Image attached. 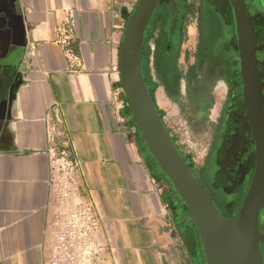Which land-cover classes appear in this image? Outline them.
Masks as SVG:
<instances>
[{
	"label": "crops",
	"instance_id": "obj_1",
	"mask_svg": "<svg viewBox=\"0 0 264 264\" xmlns=\"http://www.w3.org/2000/svg\"><path fill=\"white\" fill-rule=\"evenodd\" d=\"M137 1L0 0V58L17 59L0 118V264H42L48 250L46 127L55 117L101 210L116 264H197L195 232L175 226L176 200L145 154L120 80L119 46ZM68 19L81 64L74 70L57 43ZM154 34L149 84L164 115L178 93L183 101L181 76L192 84L198 68L194 52L183 50L179 81L165 85L167 37Z\"/></svg>",
	"mask_w": 264,
	"mask_h": 264
},
{
	"label": "water",
	"instance_id": "obj_2",
	"mask_svg": "<svg viewBox=\"0 0 264 264\" xmlns=\"http://www.w3.org/2000/svg\"><path fill=\"white\" fill-rule=\"evenodd\" d=\"M162 0H138L126 18L119 46L120 80L133 124L154 173L169 186L179 214L175 226L192 224L199 246L201 264H264V231L259 225L264 208V82L257 53L264 48V34L256 41L254 22L264 25L261 0H226L235 36L231 45L242 80L246 118L252 126L255 166L241 205L231 218L224 217L203 188L171 135L151 95L144 72V40L151 20ZM252 3L253 6H249ZM172 29L180 18L178 0H168ZM185 210V211H180ZM180 212V213H179Z\"/></svg>",
	"mask_w": 264,
	"mask_h": 264
},
{
	"label": "flooded vegetation",
	"instance_id": "obj_3",
	"mask_svg": "<svg viewBox=\"0 0 264 264\" xmlns=\"http://www.w3.org/2000/svg\"><path fill=\"white\" fill-rule=\"evenodd\" d=\"M212 1L201 0L199 7L205 2L212 4ZM249 6L251 7L253 4L249 3ZM215 7L222 14L221 20L225 22L226 19L223 17H227L224 15L227 8L225 0H217ZM197 21L198 46L194 55V64L195 68L199 69L200 61L206 57L209 58L208 46H203L201 43L199 24L205 26V15L200 16L199 9ZM182 23L183 14L180 16L178 26L181 27ZM225 28L226 36L218 43V50L215 49L213 51L214 58L218 56L220 51L222 54L228 56L231 50L229 48L232 44H235L232 27L226 25ZM263 34L264 26L261 20L258 19L254 22L253 36L258 41ZM175 38H180V32L177 35L175 33ZM231 51L233 52V50ZM7 56L0 58V118L2 116L1 110L7 100L8 92L14 79L17 60L12 57L7 58ZM257 56L259 60H264V48L262 52L257 53ZM224 63L227 67L225 65L222 66V64L217 65L216 63H212L209 66V70H211L209 74H211L207 79H203L198 75V93L190 101V104L194 102L196 106L199 105V109L201 110L204 103H206V97L210 91L209 78L214 74L220 76V85L225 88L224 96L215 113L214 122L211 126V139L208 143L200 170H193V172L203 188L211 196L222 215L231 218L241 205L248 187L255 166L256 143L252 138L251 123L246 118L247 109L244 103L242 80L239 75L238 65H229L225 61ZM258 70L260 78L264 82V65L258 66ZM163 79L165 85L169 84L174 89L173 79L168 78L166 75L163 76ZM195 82L192 84H195ZM210 93L212 95V91ZM262 93L264 94V86L262 87ZM194 111L197 110L194 108ZM180 211L183 210L180 209ZM259 225L264 231V208H262L260 213Z\"/></svg>",
	"mask_w": 264,
	"mask_h": 264
},
{
	"label": "built area",
	"instance_id": "obj_4",
	"mask_svg": "<svg viewBox=\"0 0 264 264\" xmlns=\"http://www.w3.org/2000/svg\"><path fill=\"white\" fill-rule=\"evenodd\" d=\"M71 22L68 19L58 28L57 43L74 70L81 64L70 44ZM54 119L46 127L51 241L42 264H116L112 242L103 231V215L84 183L81 162L70 152L59 119ZM209 120L214 122L212 116Z\"/></svg>",
	"mask_w": 264,
	"mask_h": 264
},
{
	"label": "rangeland",
	"instance_id": "obj_5",
	"mask_svg": "<svg viewBox=\"0 0 264 264\" xmlns=\"http://www.w3.org/2000/svg\"><path fill=\"white\" fill-rule=\"evenodd\" d=\"M187 5L190 8V11L186 14V16L183 18V23L181 25V31H180V38H181V45H180V53L183 52V50L190 49L191 52L195 55V51L197 50L198 46V21H197V14L199 9V4L201 0H187ZM260 10L264 12V5L260 6ZM170 12V6L168 5H160L154 15L153 18V24L152 28L149 31V36L146 41V48L151 47L149 49V54L151 51L154 50V45L156 44V34H154L155 30L161 32L163 30V27L166 25V16H169ZM161 24V27L159 29V25ZM264 26V25H263ZM159 36V35H158ZM151 45V46H150ZM148 54V57L146 58V61L144 59V72L145 77L149 81V79L154 75L155 78V71H154V65L151 64L152 57H150ZM180 56V54H179ZM212 63L222 64V66H226L224 61L220 57L214 58L213 56H209V58H204L200 61V67L198 69V75H200L201 78L207 79L208 76H210L209 72V66ZM147 66V67H146ZM187 64H185L184 67H186ZM227 67V66H226ZM148 68V69H147ZM154 72V74H153ZM182 76L180 78L179 85H183V101L180 97L179 93L176 95V99L178 101V104L171 105V109L168 113H164L162 119L166 125V128L169 131V134L174 139L178 149L182 153V155L190 160L191 168L193 170H200L201 163L205 157L208 143L211 139V126L213 122L209 120V116H212L214 118L215 113L218 109L219 103L222 100V97L224 96V90L225 88L220 85L219 79L220 76L217 74H214L209 78V85H210V91H212V95L210 91V95L214 99L213 106L211 107L209 113L207 122L204 126L201 128H195L193 126V108L190 106V101L192 97H195L198 93V82L196 81L195 84H191V82H185L182 83ZM179 81V79H178ZM201 81V79H199ZM149 84V82H148Z\"/></svg>",
	"mask_w": 264,
	"mask_h": 264
},
{
	"label": "trees",
	"instance_id": "obj_6",
	"mask_svg": "<svg viewBox=\"0 0 264 264\" xmlns=\"http://www.w3.org/2000/svg\"><path fill=\"white\" fill-rule=\"evenodd\" d=\"M178 1L180 4L179 9L181 11L180 16H181V14H183V18H184L186 16V14L190 11L189 6L187 5L188 1L187 0H178ZM262 1L264 4V0H262ZM225 2H226V0H225ZM164 3H165V5H167L168 0H162L160 2L159 6L164 5ZM215 3H217V0H213L212 4L210 2H208V3L205 2L201 5V7H199V15L200 16L205 15V26H201L199 24L201 43L203 46H208V49H209L208 55L209 56L210 55L215 56V55H213V51H215V49L218 50V48H217L218 43L222 41V38L224 36H226V33H225V31H226L225 26L226 25H229L232 27L233 37H234L233 40L235 41L234 29H233V23H232V15H231L229 5L226 2L227 8H226V12L224 15H226L227 17L223 16L226 19V21L224 22L221 20L222 14H220L218 12L217 7H215ZM166 17L172 18L171 13H169V16H166ZM153 18H154V16H153ZM153 18L151 20V27H150L149 31L152 28ZM166 20H167L166 25L163 27L162 33L166 35L167 40L165 41V43L162 47L163 53L161 54L160 62L162 63L163 70H165V71H163L165 73V75L170 79L177 80L179 77V72L177 70V59H178L179 54H180L181 38H175L174 39V35H175V33L177 35V33H179L181 31V27L178 26V24L180 23V18H179V21H178L175 29H172V20L171 19H166ZM149 31H148V34H147L145 40H144V47H143V58L145 59V61H146V58L148 57V54H149V49L146 48V45H145L147 38L149 36ZM229 49H231V47ZM231 50H230V54H228V56H226V54H222V52L220 51L218 53V56H216V57H220L227 64L229 63V65L234 64V66L235 65L237 66V61L234 59L233 52ZM235 70H237V69H235ZM193 80L196 81L195 78ZM146 81H147V83L149 82L147 79H146ZM150 92H151V89H150ZM151 95H152V93H151ZM206 98H207L206 103H204L201 110L199 109V105L196 106V104L194 102L193 103L191 102V105H190L193 108V111H194V108L197 110V111L193 112V118H192L193 126L197 129L204 126L205 123L207 122L208 113H209V111H210V109L214 103V99L210 95V93L207 94ZM128 110L131 114V110H130L129 106H128ZM159 113H160L161 117H163V113L160 111H159ZM172 140L175 143L173 138H172ZM191 166L192 165L190 163V168H191ZM183 211H185V210L183 209ZM192 228H193V226H192ZM196 246H197V264H201V255H200V252L198 251L199 243H198L197 237H196Z\"/></svg>",
	"mask_w": 264,
	"mask_h": 264
}]
</instances>
